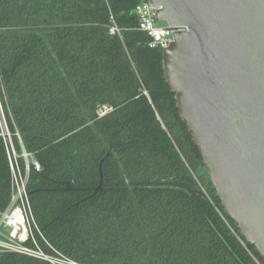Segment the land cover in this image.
Instances as JSON below:
<instances>
[{
	"label": "trees",
	"instance_id": "trees-1",
	"mask_svg": "<svg viewBox=\"0 0 264 264\" xmlns=\"http://www.w3.org/2000/svg\"><path fill=\"white\" fill-rule=\"evenodd\" d=\"M140 2L0 0V100L12 147L41 167L28 185L35 222L79 264H264L211 184L162 50L138 29ZM12 147L0 136V213ZM0 264L49 263L0 253Z\"/></svg>",
	"mask_w": 264,
	"mask_h": 264
},
{
	"label": "water",
	"instance_id": "water-1",
	"mask_svg": "<svg viewBox=\"0 0 264 264\" xmlns=\"http://www.w3.org/2000/svg\"><path fill=\"white\" fill-rule=\"evenodd\" d=\"M150 4L173 33L162 64L180 117L227 215L264 260V0ZM9 134L0 100L7 146ZM105 159L93 195L103 187Z\"/></svg>",
	"mask_w": 264,
	"mask_h": 264
},
{
	"label": "built area",
	"instance_id": "built-area-1",
	"mask_svg": "<svg viewBox=\"0 0 264 264\" xmlns=\"http://www.w3.org/2000/svg\"><path fill=\"white\" fill-rule=\"evenodd\" d=\"M133 14L139 19L138 29L149 37V48L163 50L172 43V31L167 25L157 24L156 8L150 4V0H141ZM110 32L120 35L121 29L114 22ZM103 111L101 115H104L108 109ZM9 146L12 147V143ZM20 156L25 160L24 167L19 163ZM20 156L13 147L11 151H8L12 187L9 206L0 213V253L21 254L46 261L49 264H77L51 247L41 234L34 219L28 190L31 171H40L41 167L26 151ZM38 235L52 250V253H47L42 248Z\"/></svg>",
	"mask_w": 264,
	"mask_h": 264
},
{
	"label": "rangeland",
	"instance_id": "rangeland-1",
	"mask_svg": "<svg viewBox=\"0 0 264 264\" xmlns=\"http://www.w3.org/2000/svg\"><path fill=\"white\" fill-rule=\"evenodd\" d=\"M157 24L158 25H165V23L164 22H161V21H158L157 20ZM102 112H104V111H102ZM10 132V131H9ZM10 135V140H11V143H12V139H11V134H9ZM77 263V262H76ZM77 264H79V263H77Z\"/></svg>",
	"mask_w": 264,
	"mask_h": 264
},
{
	"label": "crops",
	"instance_id": "crops-1",
	"mask_svg": "<svg viewBox=\"0 0 264 264\" xmlns=\"http://www.w3.org/2000/svg\"><path fill=\"white\" fill-rule=\"evenodd\" d=\"M165 25H166V23H165Z\"/></svg>",
	"mask_w": 264,
	"mask_h": 264
}]
</instances>
